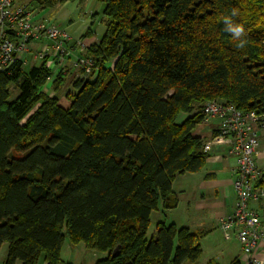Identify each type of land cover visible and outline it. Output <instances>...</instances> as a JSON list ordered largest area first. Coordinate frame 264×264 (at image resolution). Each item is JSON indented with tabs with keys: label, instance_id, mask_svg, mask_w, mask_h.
<instances>
[{
	"label": "trees",
	"instance_id": "1",
	"mask_svg": "<svg viewBox=\"0 0 264 264\" xmlns=\"http://www.w3.org/2000/svg\"><path fill=\"white\" fill-rule=\"evenodd\" d=\"M100 1L106 30L87 48L97 69L74 77L66 105L43 91L45 62L0 73L4 264H71L66 236L102 252L95 264H197L203 233L163 219L147 237L151 213L176 207L175 178L205 165L193 129L207 101L264 120V0Z\"/></svg>",
	"mask_w": 264,
	"mask_h": 264
},
{
	"label": "built area",
	"instance_id": "2",
	"mask_svg": "<svg viewBox=\"0 0 264 264\" xmlns=\"http://www.w3.org/2000/svg\"><path fill=\"white\" fill-rule=\"evenodd\" d=\"M72 40L73 34L67 28L34 20L25 1L0 0V73H10L15 65H25L32 57L33 61L45 62L51 71L53 66L57 76L92 77L96 63L80 37L76 39L80 53L73 66L68 65ZM202 113L205 121L215 122L217 131L211 141L205 142L204 151L208 152L214 142H227L237 160L234 209L219 219V227L226 239L235 237L239 241L247 264H261L255 251L264 240V230L259 212L250 204L264 200V168L256 161L264 120L255 111L243 112L221 100L207 101Z\"/></svg>",
	"mask_w": 264,
	"mask_h": 264
},
{
	"label": "crops",
	"instance_id": "3",
	"mask_svg": "<svg viewBox=\"0 0 264 264\" xmlns=\"http://www.w3.org/2000/svg\"><path fill=\"white\" fill-rule=\"evenodd\" d=\"M92 6L87 9H92ZM104 7L105 4L98 0L94 8L95 11H92L90 24L86 22L79 26L80 24L76 25L70 19L67 24L60 25L73 33V40L70 43L73 54L68 61L70 67L73 66L80 53L76 45L77 37H80L88 47L99 42L103 36L106 30L104 19L101 16ZM85 13L90 14L88 11ZM33 19L43 21L36 17L35 13H33ZM96 20H99L101 24L99 25L101 34L94 26ZM44 23L59 26L55 23ZM33 46L36 47L37 43H33ZM22 66L28 70L25 65ZM32 66L37 65L33 64ZM57 77L55 68L52 66L51 77L45 85V88L49 87L46 92L52 96L56 94L54 83ZM187 116L186 113H182L180 119L183 120ZM215 126V122H207L203 119L193 129V135L201 138L204 142L211 141L217 133ZM207 154L206 163L201 170L179 174L173 181L172 191L177 197V206L165 210L161 202L159 207L151 213V219L154 214L157 215L155 231L151 233V237L156 233L157 222L165 219L167 224L173 222L179 227H188L192 232L203 233L201 238L202 255L197 264H206L210 259L216 260L219 264H230L235 259L240 264H247V258L242 252L239 241L235 237L226 239L219 227V219L232 213L235 205L236 196L233 181L235 178L234 169L237 165L236 156L231 152V145L227 142H214ZM256 161L259 166L264 168V128L260 130L259 153L256 156ZM250 206L259 212L264 230V200L253 201ZM7 252L8 247L6 254L0 257V264H4ZM255 256L261 261V264H264V240L259 243ZM16 264H21V262L18 261Z\"/></svg>",
	"mask_w": 264,
	"mask_h": 264
},
{
	"label": "rangeland",
	"instance_id": "4",
	"mask_svg": "<svg viewBox=\"0 0 264 264\" xmlns=\"http://www.w3.org/2000/svg\"><path fill=\"white\" fill-rule=\"evenodd\" d=\"M20 1H25L28 3L29 8L33 13L36 14V17L41 18V20L44 22L55 23L59 26L67 24L70 19H72V22L76 23V25L80 24L79 26H82L86 22L90 24L92 22V11H95L94 8L98 3V0H67L65 2H61L60 0H50L47 4H45L44 0ZM89 6H92V9L88 10L87 7ZM85 11L90 12V14H86ZM94 24L97 32L101 34V26L99 27L101 24L99 20H96ZM39 63V60L33 61L32 57H30L29 61L25 64V68L29 69L33 64L38 65ZM73 81L74 76L67 75L64 78V82L61 84V87L55 91V93H57L59 96L60 102L64 105L67 104V100H65V94L68 90L72 89ZM47 90H49V87L43 88V91ZM18 93L19 91L16 85H12L11 97L16 96ZM156 219L157 215L154 214L151 219V225L147 237H151V233L155 231ZM7 247V242L2 243L0 247V257L6 254ZM103 255L104 254L102 252L87 248L83 242L72 244L68 236H66L65 242L61 249V259L64 262L71 264H95L96 261ZM44 263L45 261L41 256L38 264Z\"/></svg>",
	"mask_w": 264,
	"mask_h": 264
},
{
	"label": "clouds",
	"instance_id": "5",
	"mask_svg": "<svg viewBox=\"0 0 264 264\" xmlns=\"http://www.w3.org/2000/svg\"><path fill=\"white\" fill-rule=\"evenodd\" d=\"M233 15L235 13L233 12ZM225 24V31L231 33L234 38L239 39L244 34V28L239 24H234L231 19L226 18L224 21ZM244 41H240L237 45L238 47H243Z\"/></svg>",
	"mask_w": 264,
	"mask_h": 264
},
{
	"label": "water",
	"instance_id": "6",
	"mask_svg": "<svg viewBox=\"0 0 264 264\" xmlns=\"http://www.w3.org/2000/svg\"><path fill=\"white\" fill-rule=\"evenodd\" d=\"M118 254H119V246H117V247L115 248V250H114L113 253H112V256L115 257V256H117Z\"/></svg>",
	"mask_w": 264,
	"mask_h": 264
}]
</instances>
